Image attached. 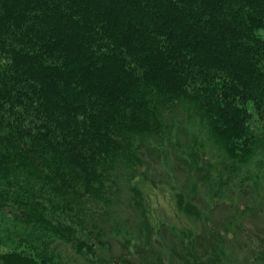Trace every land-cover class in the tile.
I'll list each match as a JSON object with an SVG mask.
<instances>
[{
    "label": "trees",
    "instance_id": "1",
    "mask_svg": "<svg viewBox=\"0 0 264 264\" xmlns=\"http://www.w3.org/2000/svg\"><path fill=\"white\" fill-rule=\"evenodd\" d=\"M0 250L264 264V0H0Z\"/></svg>",
    "mask_w": 264,
    "mask_h": 264
},
{
    "label": "rangeland",
    "instance_id": "2",
    "mask_svg": "<svg viewBox=\"0 0 264 264\" xmlns=\"http://www.w3.org/2000/svg\"><path fill=\"white\" fill-rule=\"evenodd\" d=\"M249 114L252 115V117H254V113H253V110H249ZM205 234H204V239L201 238L200 239V242H198L195 246L191 247V243L188 244L186 243V246H185V256L188 258V259H199V258H202L205 259L207 257V250L210 248V244L212 243V241L210 240L209 242V239L212 237V233L211 231H208L207 232V226H205ZM5 253V251H2L0 250V254L2 253ZM102 256H106V253L103 252Z\"/></svg>",
    "mask_w": 264,
    "mask_h": 264
}]
</instances>
